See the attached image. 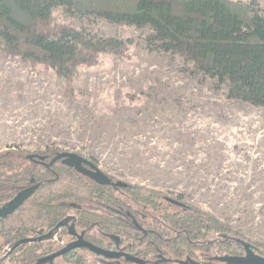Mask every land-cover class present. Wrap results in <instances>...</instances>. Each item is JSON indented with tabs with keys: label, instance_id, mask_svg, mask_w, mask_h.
Listing matches in <instances>:
<instances>
[{
	"label": "trees",
	"instance_id": "1",
	"mask_svg": "<svg viewBox=\"0 0 264 264\" xmlns=\"http://www.w3.org/2000/svg\"><path fill=\"white\" fill-rule=\"evenodd\" d=\"M59 16L65 21H57ZM74 19L146 31L149 51L178 56L213 79L228 99L264 107V9L258 0H0V57L52 71L71 97L78 69L96 66L101 55L124 57L129 48L123 39L76 28ZM57 153L37 152L32 158L48 162ZM29 155L0 152V208L38 185L17 210L0 218V264L66 261L72 252L47 258L68 238L62 224L69 216L72 231L88 241H96L99 231L114 233L122 246L161 249L165 263L187 258L205 264L223 252L207 248L224 247L237 252L249 246L264 258L263 240H252L197 207L138 185L95 184L60 163L45 167ZM24 217L29 225L22 223ZM11 218L19 223L4 227ZM42 228L44 235L37 237ZM55 233L60 239L52 237Z\"/></svg>",
	"mask_w": 264,
	"mask_h": 264
},
{
	"label": "rangeland",
	"instance_id": "2",
	"mask_svg": "<svg viewBox=\"0 0 264 264\" xmlns=\"http://www.w3.org/2000/svg\"><path fill=\"white\" fill-rule=\"evenodd\" d=\"M73 23L125 40L126 55H101L78 69L71 97L52 71L0 57V152L90 157L117 182L153 189L264 241V107L228 99L178 56L149 51L146 31Z\"/></svg>",
	"mask_w": 264,
	"mask_h": 264
},
{
	"label": "flooded vegetation",
	"instance_id": "3",
	"mask_svg": "<svg viewBox=\"0 0 264 264\" xmlns=\"http://www.w3.org/2000/svg\"><path fill=\"white\" fill-rule=\"evenodd\" d=\"M55 156H53L51 159H53ZM75 158L78 159L81 166L86 169L91 170L90 165L88 163L94 165L91 159L86 158L77 153H75ZM32 159L38 164L43 165L45 167L50 166L48 164L51 161V159L48 162L44 161L43 156L42 157L36 156ZM55 163H60L64 165L62 163V159L56 160L53 164ZM68 168L76 171L75 168L73 167H68ZM76 172L80 174L81 176L87 178L88 180L92 181L90 178L83 175L82 173L78 171ZM92 182L95 183L94 181ZM108 185L117 186V184L112 181H110V184ZM99 209L104 210L102 207H99ZM62 225H64L62 228L66 227V231L68 232L69 235L67 239L61 241L62 246L56 252L60 251L61 249L65 248L68 245L74 244L78 242L79 240H82V241H85L95 246L99 250L103 251V253H97L88 248L78 246L68 251V252H72V254L69 257H67L66 261L64 260L61 261L58 259V261L52 262L54 264H195L193 262H189L187 258H184V259L177 258L178 263L177 262L165 263L163 261L164 260L163 257L160 254L161 249L153 248V247H146L144 249H138V248H134L130 246H122L124 241H122L118 237V235L114 233H105L104 231H99V232H96V236H97L96 241H88L83 238L82 234L72 231V223H71L70 216L63 222ZM43 233H44V228L38 230L36 235L37 237H42L44 235ZM52 237L55 239H60L57 237L56 233L53 234ZM7 250H9L8 247H7ZM197 250H200V249H197ZM207 250H206L207 252H212V251L217 252L221 250L223 252L221 251L222 253H217L215 255L207 257L209 261L206 262L205 264H241V263L232 261L231 258L245 257L247 254V251H250L251 253L259 256L255 249H252L248 246L238 247L237 252H234L231 247L230 248L224 247L223 249L207 248ZM154 251L156 252V254H154ZM59 257L57 256V258ZM76 257H78V259ZM55 259L56 258H54L53 261H55Z\"/></svg>",
	"mask_w": 264,
	"mask_h": 264
},
{
	"label": "water",
	"instance_id": "4",
	"mask_svg": "<svg viewBox=\"0 0 264 264\" xmlns=\"http://www.w3.org/2000/svg\"><path fill=\"white\" fill-rule=\"evenodd\" d=\"M32 156H34V155H29L30 158H32ZM58 159H62V163L64 165H66L68 167L75 168L76 171L87 176L88 178H90L92 181H94L95 183H97L99 185L110 184L109 178L104 173H102L95 165H92L86 161L90 165L91 170L82 167L79 160L75 158V153H71V152L58 153L53 159H51V161L49 162L48 165H52ZM48 165H46V166H48ZM117 185L122 186L124 184L121 182H118ZM37 188H38V185H32V186L22 190L21 192H19L10 201L5 203L4 206L2 208H0V218H5L9 214H11L15 210H17L25 202V200L28 199L34 193V191ZM172 201L177 203V201H174V200H172ZM78 246L88 248V249L95 251L97 253H103V251L99 250L95 246H93V245H91L85 241L79 240L78 242L71 244V245H68L65 248L61 249L60 251L56 252L55 254L49 256L47 259H53L57 256L64 254L65 252H67V251H69L75 247H78ZM231 260L238 262V263H241V264H264V258L263 257H259L255 254L251 253L250 251H247V254L245 257L231 258Z\"/></svg>",
	"mask_w": 264,
	"mask_h": 264
}]
</instances>
